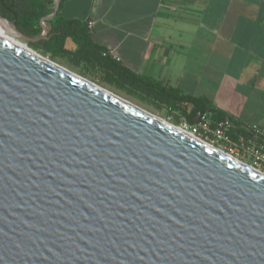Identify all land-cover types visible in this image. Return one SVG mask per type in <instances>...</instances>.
I'll return each instance as SVG.
<instances>
[{"label":"water","instance_id":"1","mask_svg":"<svg viewBox=\"0 0 264 264\" xmlns=\"http://www.w3.org/2000/svg\"><path fill=\"white\" fill-rule=\"evenodd\" d=\"M0 264H264V175L0 37Z\"/></svg>","mask_w":264,"mask_h":264},{"label":"crops","instance_id":"2","mask_svg":"<svg viewBox=\"0 0 264 264\" xmlns=\"http://www.w3.org/2000/svg\"><path fill=\"white\" fill-rule=\"evenodd\" d=\"M59 2L46 0V17L59 9L63 17L84 22L109 61L206 97L242 126L264 132V0ZM64 48L74 52L78 46L66 38ZM91 67L102 76V67Z\"/></svg>","mask_w":264,"mask_h":264},{"label":"trees","instance_id":"3","mask_svg":"<svg viewBox=\"0 0 264 264\" xmlns=\"http://www.w3.org/2000/svg\"><path fill=\"white\" fill-rule=\"evenodd\" d=\"M62 0L59 2V7ZM46 0H0V16L9 21L13 28L21 35L35 39L29 41V46L34 49H42L52 56H70L75 64L84 62V65L91 66L97 63L102 67V78L110 82H116L118 86L127 88L129 92H138L149 96L159 102L167 103L169 109H176L181 119L187 124L195 123L197 115L210 114L213 122L221 120L231 121L243 136L252 135L247 127L242 126L232 116L216 108L212 102L203 96H193L181 92L178 88L165 87L160 82L149 78H143L129 70L120 67L108 60L100 52V48L91 42L87 26L77 19L63 17L59 9L50 17L44 12ZM45 18V19H44ZM43 24L47 26L42 29ZM66 38L78 46L77 50L71 52L64 48ZM109 68L111 73L106 71ZM236 139V133L230 134ZM264 142V132L259 136Z\"/></svg>","mask_w":264,"mask_h":264},{"label":"built area","instance_id":"4","mask_svg":"<svg viewBox=\"0 0 264 264\" xmlns=\"http://www.w3.org/2000/svg\"><path fill=\"white\" fill-rule=\"evenodd\" d=\"M102 55L107 56L108 52L104 51ZM180 127L207 145L241 163L245 162L241 161V158L238 157V152L243 156H248L251 164H245L264 174V142L259 140V136L263 132L257 126L247 127L252 135L245 137L237 131L238 129L231 121L221 120L213 122L210 114L203 113L192 125L187 124L184 119H181ZM231 133H236L237 138L232 139Z\"/></svg>","mask_w":264,"mask_h":264},{"label":"rangeland","instance_id":"5","mask_svg":"<svg viewBox=\"0 0 264 264\" xmlns=\"http://www.w3.org/2000/svg\"><path fill=\"white\" fill-rule=\"evenodd\" d=\"M9 26L13 28L11 24H9ZM6 31L9 34L14 35L12 32H9L8 30ZM16 37L19 38L18 36ZM19 39L28 46L32 44L24 39L21 38ZM31 49L40 53L42 56L47 57L48 59L57 63L58 65H61L62 67L74 72L75 74L80 75L81 77L97 84L98 86H101L106 90L116 94L117 96L133 103L134 105L142 108L143 110L161 118L162 120L176 126H181V117L179 116L178 113L179 111L176 109L170 110L167 103L159 102L142 93L129 92L127 88H123V86L122 87L118 86L116 82H110L109 80L102 78L99 72L94 71L93 70L94 68H92L91 66L85 67L82 65V63L81 65L75 64L70 56H65V55L52 56L46 53L42 49L39 48L38 49L31 48ZM238 157L241 158V161L249 165L251 164V160L248 156H243L240 152H238Z\"/></svg>","mask_w":264,"mask_h":264},{"label":"bare ground","instance_id":"6","mask_svg":"<svg viewBox=\"0 0 264 264\" xmlns=\"http://www.w3.org/2000/svg\"><path fill=\"white\" fill-rule=\"evenodd\" d=\"M7 29L5 28V27H3V26H1L0 25V37L1 38H4V39H6V40H8V41H10L11 43H13V44H15V45H17V46H19V47H21V48H23V49H25L26 51H28V52H33L34 54H37V55H39L40 57H42V58H44L45 60H47V61H51L50 59H48L47 57H44V56H42L40 53H38V52H36V51H34L33 49H31L27 44H25L24 42H22L19 38H17L16 36H14V35H12V34H9L7 31H6ZM51 62H53V61H51ZM55 63V62H54ZM57 64V63H56ZM61 66V65H60ZM74 73V72H73ZM78 75V74H77ZM80 76V75H79ZM157 117V116H156ZM159 118V117H158ZM162 120V119H161ZM164 121V120H163ZM164 122H166V121H164ZM168 125H170V126H172L173 128H175L176 130H178L179 132H181L182 134H184V135H186V136H188V137H190V138H193V139H195V140H197V141H199V142H202L201 140H199V139H197L196 137H194L190 132H188L187 130H184L182 127H180V126H176V125H173V124H170V123H168V122H166ZM203 143V142H202ZM206 144V143H205ZM223 153V152H222ZM223 154H225V153H223ZM225 155H227V154H225ZM227 156H229V155H227ZM230 157V156H229ZM242 164H244V165H246L245 163H242ZM246 166H248V165H246ZM249 168H251L250 166H248ZM251 169H253V168H251ZM254 170V169H253ZM254 171H256L257 173H259V174H262V175H264L263 173H261L259 170H254Z\"/></svg>","mask_w":264,"mask_h":264}]
</instances>
